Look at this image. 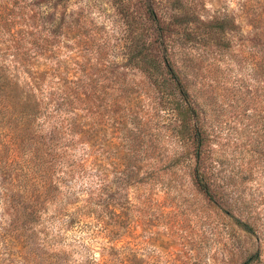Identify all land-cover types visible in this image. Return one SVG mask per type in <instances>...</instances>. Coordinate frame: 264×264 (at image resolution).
<instances>
[{"label":"rangeland","instance_id":"374dc122","mask_svg":"<svg viewBox=\"0 0 264 264\" xmlns=\"http://www.w3.org/2000/svg\"><path fill=\"white\" fill-rule=\"evenodd\" d=\"M143 2L65 0L56 7L25 2L33 22L43 12L44 20L48 13L64 26L53 39L59 48L48 39L43 50L45 37L31 39L34 55H22L29 65L17 67L19 84L26 82L27 68L42 70L37 101L46 103L53 94L57 104L70 91L79 92L81 103L68 95L64 102L73 100L75 110L62 105L58 117L55 105L48 106L34 120L44 139L51 127L58 131L51 149L54 196L35 228L36 256L23 260L0 237V264H103L121 252L141 264H264V0H153L164 19L180 13L190 22L172 27L167 40L185 55L181 72L205 132L201 166L211 173L214 204L192 183V161L181 153L158 90L125 63L124 44L141 34ZM224 15L234 27L223 46L182 43L183 28H194V20ZM7 61L0 56V65L10 70ZM66 72L71 77L61 88ZM130 133L138 144L125 141ZM123 155L129 159L123 161ZM118 164L133 170L134 179L124 182ZM4 219L0 211V227ZM234 219L250 224L254 233L240 231ZM256 250L260 257L246 261Z\"/></svg>","mask_w":264,"mask_h":264},{"label":"trees","instance_id":"16d2710c","mask_svg":"<svg viewBox=\"0 0 264 264\" xmlns=\"http://www.w3.org/2000/svg\"><path fill=\"white\" fill-rule=\"evenodd\" d=\"M26 1L30 0H0V56L8 58L10 61L7 63L12 64L10 70L0 65V177L5 179V181L1 180L0 184L2 202L0 211L5 217L3 222L6 223L0 227V237L3 242L11 243L14 248H17V253L23 260L36 256L38 231L35 228L45 207L54 196L52 191L56 186V183H52L51 180V166L55 162L52 159L54 155L51 149L57 144L58 131L56 127H51L48 131V139H44L40 135L41 127L34 125L33 128L34 120L37 116H43V110L48 106L55 105L53 112L58 117L62 115L60 107L62 105L75 110L76 108L73 107L75 104L72 102L78 101L80 96H77L79 92L70 94V91H67L60 94V102L57 104L53 94H48L46 103L42 100L37 101L35 93L40 95V84L44 76L42 70L30 73L31 68H27L22 72L26 82L19 84L17 67L29 65V61L22 55L27 51L34 53V42L31 39L34 36L45 37L46 40H42L43 50L47 47L48 39L59 48L60 45L53 39L60 35L64 26L63 20L58 21L55 16L47 12L46 20L42 17L44 14L42 12L41 18L33 22L32 16L27 17L25 14ZM32 1L35 5L38 3L44 6L53 2L52 7H56L63 5L65 0H39L36 3L35 0ZM143 3L141 34L138 40L134 38L124 44L125 63L142 73L152 87L158 90L160 102L168 107L170 119L174 123L173 131L183 146L181 153L187 162L189 158L187 156H190L192 161L189 165L192 183L207 201L214 204L216 194L212 191L211 173L209 168L201 166L205 161V132L184 78L186 74L184 71L181 72L186 67L183 60L185 55L176 53L177 49L173 48L174 41L168 43L167 40L172 27H180L184 23L188 26L190 22L184 21L180 13L174 14L170 20L164 19L152 8L153 0H144ZM15 10L18 12H14ZM21 10H23L22 13H20ZM35 17L33 16V19ZM28 20L31 22L28 23ZM233 21L227 15L203 22L194 20V28L182 29L185 33L182 43L185 44L192 39L223 46L225 34L234 27ZM39 50L38 56L42 55V46ZM9 72H12V75ZM69 77L71 76L66 72L65 78L60 80L61 88L65 87V81ZM83 89L84 87H81V90ZM84 92L88 93L90 90L85 89ZM68 95H74L73 100L64 102L69 100ZM79 102L81 103L80 97ZM89 103L90 100H86L85 105L88 106ZM107 107L110 109V105L103 106L104 109ZM60 124H62L61 120ZM64 125L72 129L69 123L64 122ZM125 141L138 144L133 133H130V136L127 134ZM122 157L123 161L129 159V155ZM121 166L122 164H118L116 168ZM125 167L126 165H123L121 167L123 170L118 171L125 178L124 182L134 179L133 176H135L133 170L127 172ZM228 216L232 218L231 215ZM234 224L243 233H254L252 226L245 221L234 219ZM111 250L116 251L114 248ZM259 257L260 252L256 250L253 255L247 256L246 261L257 260ZM114 260V262L108 260L102 263L141 264L139 259L129 252L126 256H122L121 252L120 256H116ZM87 264L95 263L91 261Z\"/></svg>","mask_w":264,"mask_h":264}]
</instances>
